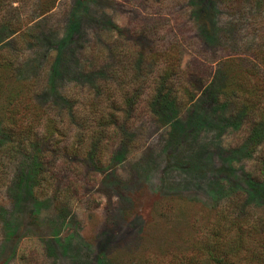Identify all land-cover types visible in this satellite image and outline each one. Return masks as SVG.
Listing matches in <instances>:
<instances>
[{
  "label": "rangeland",
  "instance_id": "rangeland-1",
  "mask_svg": "<svg viewBox=\"0 0 264 264\" xmlns=\"http://www.w3.org/2000/svg\"><path fill=\"white\" fill-rule=\"evenodd\" d=\"M259 119L264 0H0V264H264Z\"/></svg>",
  "mask_w": 264,
  "mask_h": 264
},
{
  "label": "trees",
  "instance_id": "trees-1",
  "mask_svg": "<svg viewBox=\"0 0 264 264\" xmlns=\"http://www.w3.org/2000/svg\"><path fill=\"white\" fill-rule=\"evenodd\" d=\"M131 58H132V61H131ZM143 58V57H142ZM142 58H138V60L134 63L133 62V55L131 54L130 57H129V60H128V64H129V69L130 71H136L135 74L134 72L132 73V76L134 74V76H136V79L141 81V80H144L143 78H147V75H146V68L147 66L150 64V66L154 65V64H151V62L149 60H142ZM176 77L178 78L179 77V74H178V71L174 70L173 73L171 74H168L167 76L165 75H158L156 77V74H154L153 76V82L150 83L148 85V88L151 90V94L155 95L156 94V91L157 93H162L161 91L162 90H167L166 92V95L164 96L166 100H169L168 99V95L169 93H173L172 91V88H174V79ZM167 78H170L171 80V84L169 85V87H165V81L167 80ZM153 84V85H152ZM166 88V89H165ZM184 91H186V89H184ZM230 96V95H229ZM232 96V95H231ZM158 96H154L153 99H156ZM156 102V101H155ZM128 103L129 101H126V104L124 103V105H127L128 106ZM158 104H161L162 105V102H159ZM242 104V103H241ZM241 107H243L242 105H240V109H242ZM126 108H129V107H126ZM113 120H117L116 118H113ZM252 126H254L253 128H248V139H251V141H254L253 138L254 136H256V128H263L264 127V121L262 119H259V120H255V122L252 124ZM257 145V144H255ZM254 145V146H255ZM259 163H257L258 167H257V171L254 175V177L252 178V180L254 182H260V181H264V151H263V154L262 156L259 158ZM251 180V181H252ZM254 219V218H253ZM256 220H260V218H256ZM256 220H252L251 222H256ZM212 248V247H211ZM210 255V256H209ZM209 257H212V254L209 252ZM224 262V261H222ZM221 263V261H217V264ZM190 264V262H189Z\"/></svg>",
  "mask_w": 264,
  "mask_h": 264
}]
</instances>
